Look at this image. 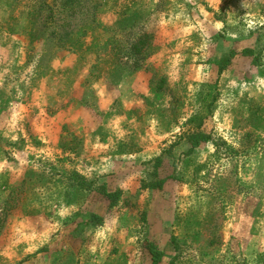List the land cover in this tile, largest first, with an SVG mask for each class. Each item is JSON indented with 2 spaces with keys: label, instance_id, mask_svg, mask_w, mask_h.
<instances>
[{
  "label": "rangeland",
  "instance_id": "obj_1",
  "mask_svg": "<svg viewBox=\"0 0 264 264\" xmlns=\"http://www.w3.org/2000/svg\"><path fill=\"white\" fill-rule=\"evenodd\" d=\"M93 1L99 3L94 21L116 31L119 48L126 38L151 36V55L137 76L131 59L121 57L115 67L103 62L113 34L82 35L79 21L60 38L30 26L32 9L60 1L0 0V264H151L149 245L167 253L169 264L176 255L172 236L179 246L175 264H264V87L252 60L236 58L242 47L234 38L226 51L231 69L215 84V63L224 54L213 48L232 34L252 37L264 63V26L243 12L236 23L214 27L247 0H220L217 12L207 0ZM207 39L212 49L204 48ZM125 75L120 92L140 83L141 104L123 111L111 99ZM59 114L65 125L46 147L37 131ZM194 115L202 117L203 134L239 156L217 159L207 143L191 160L181 157ZM74 117L79 133L66 123ZM121 123V139L109 149L119 159L86 172V139L106 137ZM246 133L249 141L242 140ZM205 163L207 171L196 168ZM163 179L160 190L145 187ZM116 191L110 204L103 192ZM91 215L100 219L89 223ZM29 231V238L48 235L31 248Z\"/></svg>",
  "mask_w": 264,
  "mask_h": 264
},
{
  "label": "trees",
  "instance_id": "obj_2",
  "mask_svg": "<svg viewBox=\"0 0 264 264\" xmlns=\"http://www.w3.org/2000/svg\"><path fill=\"white\" fill-rule=\"evenodd\" d=\"M13 1L16 2L18 0H13ZM53 1H60V5L56 6L55 2L52 5H46L45 2H41L40 5H38L37 7L31 10V13L34 14V16L29 15L30 19L28 23H30V26H32L33 29L39 27L38 32H40L41 34H47L48 30L50 31V33L47 35L48 37L56 36L60 38L63 36V34H72L74 28L76 27L75 23L79 21V29H81L82 35H86L88 31H92V33L93 34L96 33V35L101 34L102 36L108 33L114 35L109 41V44L110 43L112 44L111 54L108 55L107 59L103 61L104 63L109 64L110 67H115L114 64L117 63L119 58L125 57L126 59L133 60L132 67L134 70H138L141 67L142 62L146 60L149 55H151L152 47L149 41L151 39L150 38L151 36H148L146 34L139 35L137 36L138 37L137 39H133L132 41L126 38L125 47L119 48V46L116 45V42L118 41L115 35L116 31L114 29L111 30L103 26H100L94 21L95 14L99 8V3H95L93 0H53ZM45 10L47 11V14L43 15ZM129 10L130 9L126 8L125 10L122 11L121 14L127 15L129 14ZM148 49L150 53L146 52ZM261 51L262 49H257L256 51V49L253 48H243L241 49L239 54L243 57H251L253 67L259 69L258 74L264 80V63H261L260 59H258V54L260 55ZM231 53L232 52L225 53L224 56L220 57L218 61L215 63L216 76H217L215 80V84L218 82L224 70L228 67L231 61L230 55L228 54ZM216 97L217 95L212 97L210 101L211 107H213L212 104H214ZM211 111L212 108L210 109V111H207L205 115H210ZM202 121H203L202 117L196 115L188 119L187 122L190 126H192V130L189 131L188 134H185L184 138L188 143L189 148L186 152L181 154V157H185L191 160L190 156L201 145L207 143H211L213 145L214 148L213 157H216L217 159H219V157L223 153L232 155V157L239 156L238 150L236 148H232L222 139L219 138L216 140L211 135L203 134L200 131ZM252 137H253L252 134L246 133L242 140L243 141L248 139L250 140V138ZM161 163L162 160L160 156L155 157L153 159V167L155 173L158 167L161 165ZM48 164L50 166L52 165L50 162ZM207 167H208V163H205L203 165L197 166L196 168H198V170L200 171L201 169L203 168L206 169ZM62 175H64L69 180L71 177L74 180L79 179L78 181H80L79 184L81 186L86 185L84 183L85 180L83 179V177L81 175H78L77 173H71V171H65L62 173ZM168 179L172 180L173 178L168 177ZM166 180L167 179L159 180L155 184L149 183L145 185V187L150 190H160L164 185V183L166 182ZM120 192L121 191H116L115 193L103 192V195L107 199V201L111 202L110 204H114L118 200ZM95 219L99 220L100 218L98 215H91L90 220L88 222L92 223L95 221ZM171 243L173 245V249L176 255L171 259L169 264H175L178 259L179 246L177 239H175L173 236L171 237ZM148 252L151 256V264H159L161 262L163 253L160 250L156 249L152 245H149Z\"/></svg>",
  "mask_w": 264,
  "mask_h": 264
},
{
  "label": "crops",
  "instance_id": "obj_3",
  "mask_svg": "<svg viewBox=\"0 0 264 264\" xmlns=\"http://www.w3.org/2000/svg\"><path fill=\"white\" fill-rule=\"evenodd\" d=\"M246 3H247V7L244 6V3L241 6L235 5L234 8L231 9L232 10L231 12H233V13H231L228 16V18L225 20L226 22H224V20H222V21H220L218 19L214 20L213 21L214 27H216L217 29L220 30L223 27V24L236 23L237 21H239L238 18L240 15H242L243 12L247 13L246 17H249L250 21L252 23L254 22V24L257 23V24H260L262 26L264 24V0H247ZM198 6L200 7V5H198ZM206 6L208 8H211L213 11L217 12V10L220 7V0H207ZM206 6H205V8H206ZM205 12H206V10H205ZM203 13H204V11H203ZM213 15H214V13H213ZM232 35L233 36H231V37H226V39L223 41L221 39H219V42H217V45L213 48L216 50H219L222 54H225L227 51L228 45H229L227 42L232 40V38H234L233 40L236 42L237 45L241 44L240 45L242 47L241 49H243V48L255 49L257 47L258 41L253 39L252 37H240V36L237 37L234 34H232ZM220 40L222 42H220ZM250 41H252V42H250ZM204 42L206 43V46L204 48L208 47L211 44L209 42V39L204 40ZM247 42H249V43H247ZM230 47H231V45H230ZM209 49H212V48H209ZM164 55H165L164 51L160 52L159 54L156 55L157 57H155V60L157 58L163 57ZM174 55L175 54H173L172 60L176 61L177 58L179 57V52L177 53L176 56H174ZM236 58H241L242 60H245L247 62L252 60L251 57H243L241 55L237 56ZM229 69H231V68H227L224 72H228ZM139 71L137 70V73H134L133 75L137 76L138 74H140ZM127 79H128V77H126V75H125L122 77V80L117 83V85H116L117 91L114 92L116 94L111 99V100H113V99L117 100L119 102L120 106L123 108V109H121L123 111L129 110V108L133 107L134 105L141 104V101H140L138 94H137V91H139V88H141L140 83L136 82V83L132 84V86L129 88L130 91H127L128 86H126V88L122 92H120V89L122 87H124L125 83H128ZM261 82L263 83V87H264L263 78H261ZM100 100L101 99H99V101ZM103 102H104V100H103ZM107 111H108V109H107ZM62 116L63 115H60V114L56 115L55 117H53V122L47 123L45 126L41 127L39 129V131H37V132H39L38 136L43 139L45 144H47L46 147H48V145L51 142H53L52 145H54V141L56 142V140L58 139V135H59L60 131L62 130L63 126L65 125V124H63V123H65L63 121L60 124H58V121L61 119ZM66 123L69 124V127L71 128V130L73 132L74 131L77 133L81 132L80 127L77 126L78 120H76V117H74V119H72ZM121 126H122V123L120 125H118L116 127V130L113 132L110 129H107L108 131L105 129L106 131H104V132H108V133H106L107 134L106 137L105 136L99 137L98 135H96V137L93 138L91 135V136H89L88 139H86L84 153H86V154L91 153L90 156H94V157H90V156H87L86 154H84L85 157L89 159L88 161L91 163L90 165H88V163L87 164L84 163L86 165V166L84 165V168H86V170H85L86 172H87V170H89L88 172H89V174H91V171H104L105 165L102 164V162L109 160L110 162L113 163L114 159H119V156H117L116 153H114V155H113L111 153V151H109V149L112 148L114 140L118 141L121 139L122 135H118L123 130V128ZM98 149H100V151L98 153H96V151ZM101 152H102V154H104V158H98V156ZM139 152L140 151H137L134 155L140 154ZM169 180H171V179H168V181ZM164 184H166V182ZM26 233H27L28 238H29V235L33 234L34 231H29ZM47 235H48V232L43 234L41 239L44 240ZM33 239H35V242L33 241L32 243H30V241H32ZM41 239L39 240L38 236H33V237L29 238L25 244L27 246H31V248L32 247L36 248V246L38 247V242H42ZM31 248H29V250ZM168 257L169 256L167 253L163 254V257H162L160 263L165 264Z\"/></svg>",
  "mask_w": 264,
  "mask_h": 264
}]
</instances>
